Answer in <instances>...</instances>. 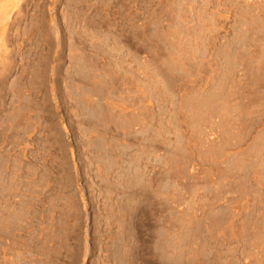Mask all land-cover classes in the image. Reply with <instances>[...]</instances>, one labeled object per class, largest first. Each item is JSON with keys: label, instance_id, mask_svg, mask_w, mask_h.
<instances>
[{"label": "rangeland", "instance_id": "1", "mask_svg": "<svg viewBox=\"0 0 264 264\" xmlns=\"http://www.w3.org/2000/svg\"><path fill=\"white\" fill-rule=\"evenodd\" d=\"M0 264H264V0H0Z\"/></svg>", "mask_w": 264, "mask_h": 264}, {"label": "bare ground", "instance_id": "2", "mask_svg": "<svg viewBox=\"0 0 264 264\" xmlns=\"http://www.w3.org/2000/svg\"><path fill=\"white\" fill-rule=\"evenodd\" d=\"M5 19H6V18H5ZM5 19H4V20H5ZM1 20H2V19H1ZM141 257H142V256H141ZM148 257H149V256H148ZM153 260H154V259H153Z\"/></svg>", "mask_w": 264, "mask_h": 264}]
</instances>
